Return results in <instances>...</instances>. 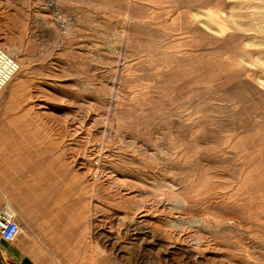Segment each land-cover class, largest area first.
<instances>
[{"label": "rangeland", "instance_id": "1", "mask_svg": "<svg viewBox=\"0 0 264 264\" xmlns=\"http://www.w3.org/2000/svg\"><path fill=\"white\" fill-rule=\"evenodd\" d=\"M261 12L264 0H0L16 64L0 89V207L28 254L264 264Z\"/></svg>", "mask_w": 264, "mask_h": 264}, {"label": "built area", "instance_id": "2", "mask_svg": "<svg viewBox=\"0 0 264 264\" xmlns=\"http://www.w3.org/2000/svg\"><path fill=\"white\" fill-rule=\"evenodd\" d=\"M16 70L15 62L0 49V89ZM20 232V224L7 208L0 207V238L14 241Z\"/></svg>", "mask_w": 264, "mask_h": 264}, {"label": "crops", "instance_id": "3", "mask_svg": "<svg viewBox=\"0 0 264 264\" xmlns=\"http://www.w3.org/2000/svg\"><path fill=\"white\" fill-rule=\"evenodd\" d=\"M2 200L0 199V206ZM0 264H39L27 253L23 244L17 240L7 241L0 238Z\"/></svg>", "mask_w": 264, "mask_h": 264}, {"label": "bare ground", "instance_id": "4", "mask_svg": "<svg viewBox=\"0 0 264 264\" xmlns=\"http://www.w3.org/2000/svg\"><path fill=\"white\" fill-rule=\"evenodd\" d=\"M128 9H129V6H128ZM131 9V8H130ZM129 15H130V13H128ZM260 14V18H262L263 19V17H264V14L261 12V13H259ZM129 17V16H128ZM220 20H223V19H221L220 18ZM219 21V20H218ZM220 23H217V25H215L214 26V30H216L217 32H220V33H222L223 34V32H225L226 31V29L225 28H227L226 27V25L227 24H224V22H225V20H223V22L222 21H219ZM125 27V26H124ZM263 28V27H262ZM260 29V28H259ZM127 31H128V29H127ZM12 211V210H11ZM13 212V211H12Z\"/></svg>", "mask_w": 264, "mask_h": 264}]
</instances>
